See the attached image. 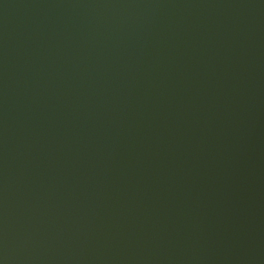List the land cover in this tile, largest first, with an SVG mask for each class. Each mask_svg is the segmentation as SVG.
<instances>
[{"label":"water","instance_id":"1","mask_svg":"<svg viewBox=\"0 0 264 264\" xmlns=\"http://www.w3.org/2000/svg\"><path fill=\"white\" fill-rule=\"evenodd\" d=\"M0 264H264V0H0Z\"/></svg>","mask_w":264,"mask_h":264}]
</instances>
